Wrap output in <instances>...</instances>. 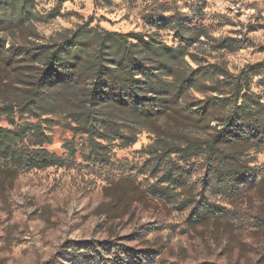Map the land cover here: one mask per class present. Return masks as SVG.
Listing matches in <instances>:
<instances>
[{
  "label": "rangeland",
  "instance_id": "obj_1",
  "mask_svg": "<svg viewBox=\"0 0 264 264\" xmlns=\"http://www.w3.org/2000/svg\"><path fill=\"white\" fill-rule=\"evenodd\" d=\"M29 9L23 22L0 26V127H27L25 144L44 136L43 148L65 166L13 173L0 162V264H69L73 244L92 242L127 248L119 256L130 264L134 254L144 264H264V143L251 138L223 146L254 169L252 184L230 196L202 190L201 158L192 161L176 199L197 200L203 192L228 211L223 219L193 224L189 210L147 193L160 175L152 170L157 155L208 141L222 126L232 102L207 108L201 119L195 114L215 96L211 89L229 99L238 88L251 104L264 106V0H32ZM177 17L184 35L199 38L186 49L191 58L173 59L165 80L197 65H215L223 76L211 74L206 88L183 93L161 118L145 120L116 107L110 124L117 132L94 146L85 129L103 115L89 105L92 82L84 72L98 59L102 39L129 48L138 43L133 34L157 48L176 47ZM73 38L86 40L82 77L69 89L41 86L44 55L26 56ZM221 42L234 46L221 49ZM130 49L142 63L156 61L143 60L148 50ZM113 257L108 251L106 259Z\"/></svg>",
  "mask_w": 264,
  "mask_h": 264
},
{
  "label": "trees",
  "instance_id": "obj_2",
  "mask_svg": "<svg viewBox=\"0 0 264 264\" xmlns=\"http://www.w3.org/2000/svg\"><path fill=\"white\" fill-rule=\"evenodd\" d=\"M30 2L32 0H0V11H2L0 26L6 22H13L12 20L18 23L23 22L30 14ZM181 26L180 19L177 17L174 27L180 30V33L179 44L176 47L157 48L144 37L133 34L129 36L138 43L131 44L129 48L121 46L122 44L118 41L114 44L109 38L102 39L98 59L90 72H84L92 82L88 91L89 105L103 115L98 125L90 124L85 129V133L94 146L102 147L100 142H106L113 132H117V127L110 124L112 120L110 114L116 107H123L135 117L145 120L161 118L173 109L183 93L190 89L200 91L206 88V79L211 74H216V80L223 76L221 69L215 65H197L195 69L189 68V72L179 79L171 82L165 80V71L171 67L173 59L191 58L186 49L193 46L199 38V35L193 33L184 35ZM201 32L203 36H206L204 29ZM85 41V38L77 40L73 38L55 51L44 49V51L27 55L26 58L32 59L41 53L44 55L39 84L71 88L76 80L82 77L78 62L81 60ZM137 46L150 52L143 60H156L150 62L152 66L132 56L130 48ZM232 46H234L232 43L221 42L220 44L221 49L228 50ZM211 90L215 96L203 100L204 106L195 114L201 119L205 116L207 108H216L223 102H232L222 126L215 128V135L208 141H190L157 155L153 160L152 170L160 172L158 173L160 175L153 176L156 182L147 190L154 199L175 202L180 210H189L188 220L193 224L211 219H223L228 211L224 207L210 203L208 196L203 192L197 200L190 197L182 201L176 199L177 190L183 187L188 178L192 161L201 158L204 168L202 190L208 188L230 196L252 184L254 169L223 146L233 145L239 141L248 142L251 138L259 144L264 143V106L260 103L251 104L252 100L242 94L238 88L229 99L221 97L223 95L218 94L217 89ZM5 114L10 117L11 110ZM27 132L25 126L18 130L0 127V162L6 171L20 173L65 166V160L50 154L43 148L44 136L36 144H25L28 138ZM171 155H174V159H171ZM72 248L73 253L69 256V264H108L112 260L106 259V255L111 250L114 251V260L111 264H130L119 256L121 252L127 250L120 245L92 242L73 244ZM142 256L148 257V254ZM132 263L144 264V261L134 254Z\"/></svg>",
  "mask_w": 264,
  "mask_h": 264
}]
</instances>
